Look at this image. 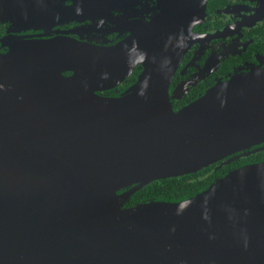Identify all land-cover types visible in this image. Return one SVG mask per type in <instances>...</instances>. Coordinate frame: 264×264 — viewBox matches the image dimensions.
I'll list each match as a JSON object with an SVG mask.
<instances>
[{"label":"water","instance_id":"95a60500","mask_svg":"<svg viewBox=\"0 0 264 264\" xmlns=\"http://www.w3.org/2000/svg\"><path fill=\"white\" fill-rule=\"evenodd\" d=\"M12 1L0 22L25 19ZM176 14L113 48L0 38V264H264V158L185 198L126 206L154 181L264 151V67L173 108L196 22L182 40ZM126 52L144 70L104 94L125 78Z\"/></svg>","mask_w":264,"mask_h":264},{"label":"flooded vegetation","instance_id":"af4514ba","mask_svg":"<svg viewBox=\"0 0 264 264\" xmlns=\"http://www.w3.org/2000/svg\"><path fill=\"white\" fill-rule=\"evenodd\" d=\"M10 8L26 16L0 22V38L11 28L14 36L35 40L62 36L109 48L127 41L161 13L179 12L178 28H186L180 33L182 40L195 19L191 43L169 83L175 110L238 71L264 67V0H13ZM136 48L133 43L125 50L132 53ZM123 68L125 78L104 94L124 92L136 82L144 65L126 52ZM224 160L215 163L216 170L238 161L221 166Z\"/></svg>","mask_w":264,"mask_h":264},{"label":"trees","instance_id":"16d2710c","mask_svg":"<svg viewBox=\"0 0 264 264\" xmlns=\"http://www.w3.org/2000/svg\"><path fill=\"white\" fill-rule=\"evenodd\" d=\"M260 158H264V151L241 158L237 162H232V164L236 166ZM225 168L216 170V164H212L198 172L154 181L143 190L137 192L132 201L127 205L130 206L152 198H167L173 200L185 198L208 187L222 172L227 170Z\"/></svg>","mask_w":264,"mask_h":264}]
</instances>
